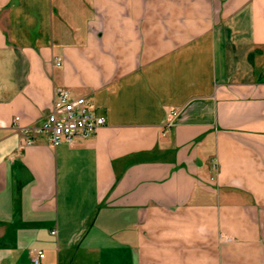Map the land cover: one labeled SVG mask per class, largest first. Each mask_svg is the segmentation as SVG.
<instances>
[{
	"label": "crops",
	"instance_id": "0c3cea01",
	"mask_svg": "<svg viewBox=\"0 0 264 264\" xmlns=\"http://www.w3.org/2000/svg\"><path fill=\"white\" fill-rule=\"evenodd\" d=\"M57 86L105 123L21 146ZM34 249L264 264V0H0V264Z\"/></svg>",
	"mask_w": 264,
	"mask_h": 264
},
{
	"label": "built area",
	"instance_id": "2783aa9c",
	"mask_svg": "<svg viewBox=\"0 0 264 264\" xmlns=\"http://www.w3.org/2000/svg\"><path fill=\"white\" fill-rule=\"evenodd\" d=\"M175 115L176 111L169 113V117ZM18 121L19 117H14V123ZM104 123L105 118L93 112L86 96H73L66 87L57 86L50 111L31 125L22 127L20 145L34 143L39 134L44 135L52 146L62 142L72 144L77 137L87 138L95 134ZM169 124L170 121H167L161 131L162 136L166 135ZM44 256L42 250L34 249L31 258L34 264H38Z\"/></svg>",
	"mask_w": 264,
	"mask_h": 264
}]
</instances>
